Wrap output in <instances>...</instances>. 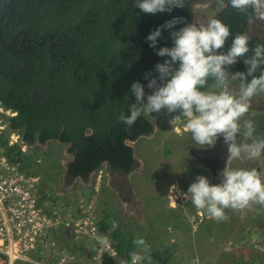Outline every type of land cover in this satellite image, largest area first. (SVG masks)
Wrapping results in <instances>:
<instances>
[{"label":"trees","instance_id":"16d2710c","mask_svg":"<svg viewBox=\"0 0 264 264\" xmlns=\"http://www.w3.org/2000/svg\"><path fill=\"white\" fill-rule=\"evenodd\" d=\"M205 1L185 0L183 8L151 15L135 7L134 0H0V104L17 114L7 120L1 145H7L10 132L19 133L30 146L60 141L70 146L73 156L68 166L71 178L87 180L108 163L112 186L123 193L137 166L128 142L150 136L154 124L142 116L126 127L117 117L127 114L129 104L135 102L132 83L146 85L145 73L155 76L154 65L167 59L156 55L146 37L173 17L183 18L173 30L202 23L195 6ZM216 18L233 35L246 34L250 46L264 43L247 34L258 19L255 4L243 13L225 5ZM170 31L163 30L158 47L172 46ZM245 70L242 60L229 69L230 73ZM145 91L151 93L147 87ZM252 102L250 118L264 134L259 109L264 95ZM5 155L12 163L30 160L19 145L8 148ZM114 219L104 218L99 225L102 235H109L113 223H118ZM109 236L127 260L134 250L133 238L119 226ZM61 239L60 246L73 245L71 252L82 247L74 238L61 234L57 242ZM164 248H150L153 261L173 264L174 254Z\"/></svg>","mask_w":264,"mask_h":264},{"label":"rangeland","instance_id":"374dc122","mask_svg":"<svg viewBox=\"0 0 264 264\" xmlns=\"http://www.w3.org/2000/svg\"><path fill=\"white\" fill-rule=\"evenodd\" d=\"M254 4L258 19L250 24L247 34L264 40V0H255ZM225 5H221V0H206L196 4V15L204 23L208 18H216ZM259 109L264 118V102ZM150 115L146 118L154 124L153 133L128 143L137 158L136 169L127 177L134 197L130 191V195L128 193L119 198L116 190L112 188L110 192L107 189L106 186H112L110 173L106 176L108 169L98 172L89 181L68 177L67 163L72 154L70 146L60 141H50L41 146L37 143L27 148L26 152L22 151L30 157L24 163L9 160L19 165V174L40 179L37 196L47 216L59 215L63 220L94 223L97 235L87 238L91 243L85 247L84 255L77 256L78 250L71 252L69 248L73 245L67 247L69 254L76 258V264H113L114 260L111 262L106 258L95 260L96 255L100 257L101 253L97 245V237L102 235L99 225L107 216L115 218L118 221L115 228L121 227L132 238L143 237L152 251L156 246L165 250L167 242L174 240L175 243L169 244L178 248L174 261L173 258L170 260L173 264H264V207L252 204L244 209H226L227 219L219 223L203 210L194 208L182 195L189 185L200 175L207 176L214 184L211 174L200 169L184 152L199 146L191 142L190 134L182 124L173 128L169 123L178 114L161 110ZM7 120L8 115L0 113V126L6 125ZM5 132L7 129L0 135V145L5 141ZM9 137L3 147L5 151L11 148L8 146ZM244 161H234L233 168L257 167L259 171L261 167L260 173L264 176V160L259 164L245 161L247 166ZM169 202L176 203L175 210L168 208ZM115 228L112 227L109 235ZM74 241L79 243L78 239ZM112 244L120 256L119 261L126 264L127 260L120 254L117 243ZM61 254L59 247L54 250L43 248L38 254L33 253V262L27 264H43V261L54 264ZM154 264H160V261L154 260Z\"/></svg>","mask_w":264,"mask_h":264},{"label":"clouds","instance_id":"9594fccd","mask_svg":"<svg viewBox=\"0 0 264 264\" xmlns=\"http://www.w3.org/2000/svg\"><path fill=\"white\" fill-rule=\"evenodd\" d=\"M254 3L255 0H221L222 6L226 4L242 13ZM134 6L144 14L155 15L183 8L185 0H134ZM182 22V17H173L146 37L156 55L167 59L154 65L155 76L145 73L146 85L132 83L135 102L129 104L127 114L118 115V121L131 127L142 116L161 110L170 114L178 111L169 123L173 128L182 124L195 145L211 148L222 136L227 145V162L259 164L264 160V134L257 131L256 122L250 118V107L253 98L264 95V43L250 46L246 34L233 35L230 27L215 17L173 30ZM165 29L171 30L172 46L158 47ZM238 60L243 61L246 70L230 73ZM218 178L220 183L211 184L207 176H197L182 195L218 223L227 219L226 209H244L252 204L264 207V176L257 167L226 166ZM132 244L134 250L128 253L126 264H154L143 237L133 238ZM97 245L111 247L110 236H98Z\"/></svg>","mask_w":264,"mask_h":264},{"label":"built area","instance_id":"2783aa9c","mask_svg":"<svg viewBox=\"0 0 264 264\" xmlns=\"http://www.w3.org/2000/svg\"><path fill=\"white\" fill-rule=\"evenodd\" d=\"M0 109L8 119L17 115L1 104ZM7 128V123L1 125L0 135ZM9 135V147L19 145L23 152L31 147L24 143L19 133L10 132ZM3 147L0 145V264H27L33 262V253L56 247L62 254L54 264H76V258L69 254L67 247L58 245L57 238L61 234L74 239L94 238L97 235L94 223L63 220L59 215L47 216L37 196L40 179L19 174V165L9 161ZM100 251V257L96 255L95 260L106 258L111 262L114 260L113 264H125L119 261L120 256L113 244Z\"/></svg>","mask_w":264,"mask_h":264},{"label":"water","instance_id":"95a60500","mask_svg":"<svg viewBox=\"0 0 264 264\" xmlns=\"http://www.w3.org/2000/svg\"><path fill=\"white\" fill-rule=\"evenodd\" d=\"M227 155V145L224 143L222 136L209 149H191V156L204 167L210 168L215 184L220 183L218 173L229 164V161L227 162Z\"/></svg>","mask_w":264,"mask_h":264},{"label":"crops","instance_id":"0c3cea01","mask_svg":"<svg viewBox=\"0 0 264 264\" xmlns=\"http://www.w3.org/2000/svg\"><path fill=\"white\" fill-rule=\"evenodd\" d=\"M135 158H136V156H135ZM73 159V158H72ZM72 159L71 160H69L68 161V166H69V163L72 161ZM137 159V158H136ZM137 161V160H136ZM68 166H67V175H68ZM106 169H108V172L106 173V176H108V173H110V175H111V169H110V167H109V165H108V163H105L102 167H100L99 168V170H97L96 172H94L90 177H91V179H87L88 181L89 180H92V176H94V175H96L98 172H103V170H105L106 171ZM68 177H70L69 175H68ZM129 177V176H128ZM71 178V177H70ZM72 179H76V180H80V181H86V180H83V179H81V178H72ZM87 181V182H88ZM128 182H129V180H127ZM130 183V182H129ZM131 185V184H130ZM63 187V186H62ZM65 187V186H64ZM73 187V186H72ZM88 187V186H87ZM86 187V188H87ZM107 187V189L111 192V189L113 188L114 190H116V192H117V195L116 196H118L119 198H121L123 195L124 196H127L128 195V193H129V195H130V191H131V187L130 186H125V188H124V190H123V193H121L119 190H117L114 186H106ZM131 194H132V196H133V192L131 191ZM134 197V196H133ZM107 202V201H106ZM126 202H129L128 200H126ZM125 205V204H124ZM169 206H168V208L169 209H171V210H175L176 209V207H177V205H176V203L175 204H172V203H170L169 202V204H168ZM78 241H79V243L78 244H82V248H83V251H78L77 252V256H81L82 254L84 255V250H85V248L84 247H88V245H89V243H91V241L89 240V239H87V238H83V239H78ZM58 243V245H60V244H63L64 242H63V239H61L59 242H57ZM173 243H175V241L174 240H172L171 241V243L170 242H167V244H168V249H170L171 250V252L174 254V257H173V261H174V258H175V256H176V254H177V252H178V248H176L175 249V246H172V245H169V244H173ZM86 244V246H84ZM176 246H177V244H176ZM155 250H159V246H156L155 247ZM161 250H163V249H161ZM92 255V254H91ZM56 260H57V258H56ZM55 260V261H56ZM55 261H54V263H55ZM181 261H183V260H181ZM52 262V259H50L49 260V263H51Z\"/></svg>","mask_w":264,"mask_h":264},{"label":"flooded vegetation","instance_id":"af4514ba","mask_svg":"<svg viewBox=\"0 0 264 264\" xmlns=\"http://www.w3.org/2000/svg\"><path fill=\"white\" fill-rule=\"evenodd\" d=\"M143 137H144V136H143ZM141 138H142V137H141ZM195 148H200V149H204V150L209 149V148L194 147V148H190L188 151L185 149L184 152H185V154H186L187 156H189V158H190L195 164H197V166L200 167V169H202V170H204V171H207L208 174H211V176H212V172H211L210 168L204 167V166L201 165V164H200L195 158H193V157L191 156V149H195ZM233 163H234V161H229L228 167L233 168ZM244 165L247 166V164H246L245 161H244ZM261 169H262V168H259V171H260V172H261ZM212 180H213V183L215 184V181H214L213 177H212Z\"/></svg>","mask_w":264,"mask_h":264}]
</instances>
